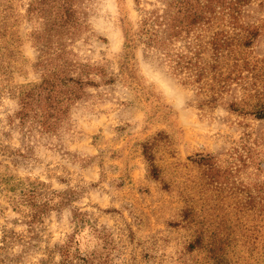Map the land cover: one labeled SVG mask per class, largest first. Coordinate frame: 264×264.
Segmentation results:
<instances>
[{
  "label": "rangeland",
  "instance_id": "rangeland-1",
  "mask_svg": "<svg viewBox=\"0 0 264 264\" xmlns=\"http://www.w3.org/2000/svg\"><path fill=\"white\" fill-rule=\"evenodd\" d=\"M64 4L74 24L60 28ZM243 4L238 25H219L230 44L212 84L225 88L210 104L211 91L145 57L141 42L126 47L136 0H0V264H63L78 210L97 231L78 237L69 264H264V171L235 160L256 139L264 160V120L230 109L264 104V0ZM79 63L103 74L61 129L21 122L20 92ZM208 154L218 170L196 162ZM54 192L73 200L41 214L34 203Z\"/></svg>",
  "mask_w": 264,
  "mask_h": 264
},
{
  "label": "trees",
  "instance_id": "trees-1",
  "mask_svg": "<svg viewBox=\"0 0 264 264\" xmlns=\"http://www.w3.org/2000/svg\"><path fill=\"white\" fill-rule=\"evenodd\" d=\"M34 1L42 4L46 0ZM246 1L159 0L157 3H147L151 5V8H147L142 7V0H136L138 11L141 14L140 25L135 35H126V47L131 46L135 40L141 42L145 47V57L157 60L160 66L166 67L175 76H180L184 83L198 85L199 91L206 89L211 91L212 94L204 102L216 103L219 92L225 86L224 83L219 85L215 83V86L218 87L216 88L212 83L214 80L218 83L224 81L222 74H218L216 70L218 62L223 56V50L230 44L228 32L218 30L219 25L222 16L230 18L228 23L232 27L238 25L241 7ZM67 5H63L61 19H64V24L60 28H67L66 24H74V22L70 24V21L75 11ZM252 39L246 40L244 45L248 47L252 43ZM209 51L212 53L213 63L204 62L203 56ZM74 67L75 69L71 73L64 67L48 70L44 73L39 84L29 86L20 92V109L17 117L21 122L30 119L42 132L46 133L57 132L61 129L72 107L85 97L88 88L96 86L91 76L103 74L96 66L92 65L79 63ZM230 109L236 113L252 115L258 120H264V104L256 106L251 112L242 110L234 104L230 106ZM252 143L253 146L249 143L242 144L241 149L244 151L245 158L244 154H241L242 151L237 150L236 153L240 155L235 160H239L244 166L247 165V161H250L251 164L257 166V170L264 171V160L258 157L260 153L255 148L260 146V142L256 139ZM144 153H146L147 161L152 165L153 176L157 177L158 170L153 164V158L147 155L146 149ZM216 160L214 155L208 154L200 155L196 162L212 171L218 170L215 168ZM236 172H240V170ZM260 190L264 192V182L260 185ZM65 194L67 193L54 192L42 206L36 203L33 205L40 210L41 214H44L48 209L62 207L66 202L73 200L67 198ZM25 196L28 197V200L25 199ZM36 198L37 193L34 190L23 193L25 202H34ZM85 214L79 210L74 213L75 232L61 248L63 264H69L74 259L72 250L80 243L78 237L85 232L87 227L90 226L91 231H97L85 218Z\"/></svg>",
  "mask_w": 264,
  "mask_h": 264
}]
</instances>
